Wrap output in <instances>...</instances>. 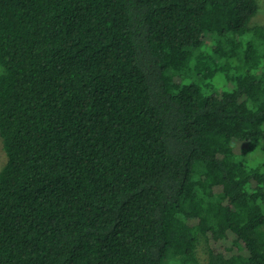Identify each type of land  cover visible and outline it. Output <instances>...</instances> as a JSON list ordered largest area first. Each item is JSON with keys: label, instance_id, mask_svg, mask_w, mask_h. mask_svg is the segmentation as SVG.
<instances>
[{"label": "trees", "instance_id": "16d2710c", "mask_svg": "<svg viewBox=\"0 0 264 264\" xmlns=\"http://www.w3.org/2000/svg\"><path fill=\"white\" fill-rule=\"evenodd\" d=\"M257 8L0 0V264H264Z\"/></svg>", "mask_w": 264, "mask_h": 264}, {"label": "rangeland", "instance_id": "374dc122", "mask_svg": "<svg viewBox=\"0 0 264 264\" xmlns=\"http://www.w3.org/2000/svg\"><path fill=\"white\" fill-rule=\"evenodd\" d=\"M256 1L258 5L257 12L250 19L248 23L249 26L264 25V0H256ZM1 71H2V68L0 66V72ZM6 160H7V157L3 150L1 139H0V169L2 168ZM261 160L262 158L256 157V154L254 153V151H252L251 153L247 155V162L250 165H257L259 164V162H261ZM168 263H169L168 260L163 261V264H168ZM170 264H175L174 260H172V263L170 262Z\"/></svg>", "mask_w": 264, "mask_h": 264}]
</instances>
